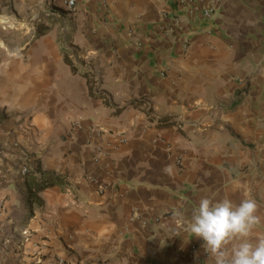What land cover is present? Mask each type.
Masks as SVG:
<instances>
[{"label": "crops", "instance_id": "1", "mask_svg": "<svg viewBox=\"0 0 264 264\" xmlns=\"http://www.w3.org/2000/svg\"><path fill=\"white\" fill-rule=\"evenodd\" d=\"M0 17V264H211L182 228L203 196L254 200L264 235V0H0ZM50 172L68 184L38 191Z\"/></svg>", "mask_w": 264, "mask_h": 264}, {"label": "clouds", "instance_id": "2", "mask_svg": "<svg viewBox=\"0 0 264 264\" xmlns=\"http://www.w3.org/2000/svg\"><path fill=\"white\" fill-rule=\"evenodd\" d=\"M256 210L252 199L237 205L203 196L182 228L203 241L211 264H264V235L254 236L260 223Z\"/></svg>", "mask_w": 264, "mask_h": 264}, {"label": "built area", "instance_id": "3", "mask_svg": "<svg viewBox=\"0 0 264 264\" xmlns=\"http://www.w3.org/2000/svg\"><path fill=\"white\" fill-rule=\"evenodd\" d=\"M66 4H67V6L69 8H75L76 4H77V0H66ZM213 9H214V7H206V8H204L203 9L204 15L205 16H210L212 14V12H213ZM97 82H98V78L96 77L95 83L97 84ZM80 123L81 122L79 120H77V121L74 122L73 125H74V127H79ZM94 131L99 136H102L103 134L106 133V130L102 126H98L96 129H94ZM115 137L117 139L116 141H113L112 139H109L107 141V143H108V145L112 146V148H114L115 150H118L119 147L122 144L126 143L128 139H127V137H126V135L124 133L117 134V136H115ZM115 142H116V144H114ZM15 145H18V142H15ZM109 154H110L109 150L106 149L104 145L99 144V145L96 146V155L98 157H103V156L106 157ZM177 161H178V163H181L182 162V158L180 156H178ZM31 170H32L31 164H29L27 162L24 163L22 165V167H21V173H22L23 177H27V175L31 172ZM103 190H104V187H101L100 191H103ZM2 207H3V204L0 201V209L1 210H2ZM21 234L26 236L25 241H27V240H29V237L31 235V231L29 230V228H24L21 231ZM189 257L193 258L195 260H199L200 259L199 255L197 254V246L196 245L192 246V250L189 253ZM60 262H63V260L61 258H60Z\"/></svg>", "mask_w": 264, "mask_h": 264}, {"label": "trees", "instance_id": "4", "mask_svg": "<svg viewBox=\"0 0 264 264\" xmlns=\"http://www.w3.org/2000/svg\"><path fill=\"white\" fill-rule=\"evenodd\" d=\"M45 33L44 31H39L38 34H43ZM64 52V58H65V61L70 64L73 68L74 71H78V65L75 63V61L73 60V58L70 56L69 54V50L68 49H64L63 50ZM81 72L84 74V75H88V73L90 72V69L89 68H85L83 70H81ZM91 92L92 94H94L95 96L97 97H105L103 92L101 91H95L94 90V86L93 84L91 85ZM140 101H132L131 103H139ZM161 121L163 122H168L167 121V117H161L160 118ZM43 179V182L42 184H40L36 189L38 191H41L45 188H48V187H52V186H55V185H67V181L65 180L64 176L60 175V174H56L54 172H50V173H46V174H42L41 177Z\"/></svg>", "mask_w": 264, "mask_h": 264}, {"label": "rangeland", "instance_id": "5", "mask_svg": "<svg viewBox=\"0 0 264 264\" xmlns=\"http://www.w3.org/2000/svg\"><path fill=\"white\" fill-rule=\"evenodd\" d=\"M2 204H3V207H2V210H6V204H5V201L4 200H1Z\"/></svg>", "mask_w": 264, "mask_h": 264}, {"label": "bare ground", "instance_id": "6", "mask_svg": "<svg viewBox=\"0 0 264 264\" xmlns=\"http://www.w3.org/2000/svg\"><path fill=\"white\" fill-rule=\"evenodd\" d=\"M1 18V17H0Z\"/></svg>", "mask_w": 264, "mask_h": 264}]
</instances>
